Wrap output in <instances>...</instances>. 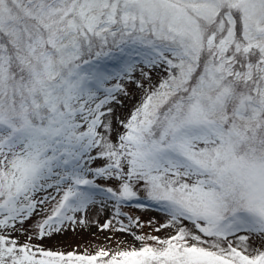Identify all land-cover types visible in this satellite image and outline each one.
<instances>
[{
  "label": "snow or ice",
  "instance_id": "obj_1",
  "mask_svg": "<svg viewBox=\"0 0 264 264\" xmlns=\"http://www.w3.org/2000/svg\"><path fill=\"white\" fill-rule=\"evenodd\" d=\"M145 68L165 73L146 89ZM125 81L144 95L113 140ZM98 196L154 202L169 234L93 254L9 234ZM241 233L264 238V0H0V264H264Z\"/></svg>",
  "mask_w": 264,
  "mask_h": 264
},
{
  "label": "rangeland",
  "instance_id": "obj_2",
  "mask_svg": "<svg viewBox=\"0 0 264 264\" xmlns=\"http://www.w3.org/2000/svg\"><path fill=\"white\" fill-rule=\"evenodd\" d=\"M144 70L150 74V82L141 76L139 70L134 73V80L143 83L144 89L148 88L149 83L157 84L165 74L158 68H145ZM124 87L127 94H119L117 100L110 105L113 108L111 117L114 128L113 140L116 139V132L123 130L118 121L125 120L144 95V89L139 88L134 82L125 81ZM102 163L104 161L98 160L93 166H101ZM97 182L103 187L111 186V184L115 186L114 181L98 178ZM52 194L55 195V193ZM137 203H143L145 206L137 207ZM129 204H132L131 208L126 209ZM50 205L51 203L47 202L44 205L38 206L29 220H26L22 225L17 224L16 230L10 231L9 234L15 239L21 235L20 239L32 237L29 241L30 243L55 251L64 252L66 250H73L71 248L74 247H86L90 250L104 248L110 251H118L142 246L143 242L136 240L135 235H158L165 237L170 231L164 229H161L159 232L156 231L161 224L166 222V216L154 202L141 198L140 200L121 204V212H126L127 215L116 216L115 202L104 201L102 197L98 196L97 203L90 206L86 212L76 213L74 221H65L59 226V231H53L41 239L36 235L38 232L36 225L43 220L42 215H44L45 209L49 208ZM129 216L132 217L133 221L138 220V226L137 223H132L128 231H119L121 221L124 225H129ZM109 222L110 226L104 228L103 225ZM241 235H249V250L253 254L256 249L264 250V238L257 234L241 233Z\"/></svg>",
  "mask_w": 264,
  "mask_h": 264
},
{
  "label": "trees",
  "instance_id": "obj_3",
  "mask_svg": "<svg viewBox=\"0 0 264 264\" xmlns=\"http://www.w3.org/2000/svg\"><path fill=\"white\" fill-rule=\"evenodd\" d=\"M48 203H51V205H50L49 208L45 209L44 215H42V219L46 218L48 215L51 214V210H52L53 206L55 205L54 201H49ZM27 220H29V219H27ZM21 236H19V238L16 239L19 243L23 244L25 242H29V239H28L29 237H24V238L20 239ZM71 249H73V250H66L64 252L66 253V252H69V251H75V252L80 253V254H84V253L93 254V253H95L97 251V250H90V249H88L86 247H82V248L74 247V248H71ZM112 252H115V251H112Z\"/></svg>",
  "mask_w": 264,
  "mask_h": 264
}]
</instances>
